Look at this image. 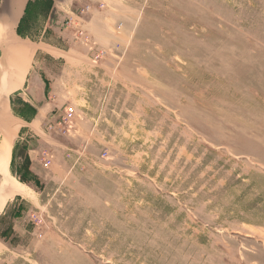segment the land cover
<instances>
[{
	"label": "rangeland",
	"instance_id": "1",
	"mask_svg": "<svg viewBox=\"0 0 264 264\" xmlns=\"http://www.w3.org/2000/svg\"><path fill=\"white\" fill-rule=\"evenodd\" d=\"M50 1L0 18V264H264V0Z\"/></svg>",
	"mask_w": 264,
	"mask_h": 264
},
{
	"label": "crops",
	"instance_id": "2",
	"mask_svg": "<svg viewBox=\"0 0 264 264\" xmlns=\"http://www.w3.org/2000/svg\"><path fill=\"white\" fill-rule=\"evenodd\" d=\"M26 1V0H25ZM60 0H55L52 2V5L53 4H56V2H59ZM22 2H24V0H20L19 2L17 1H14V0H10V3H14V4H18V6H22ZM54 7V6H53ZM14 11V9H13ZM13 11H11V9L8 10V13L5 17L3 18H16V21L13 25V28L12 30L14 31L15 35L16 36H20V38H22V13L19 14V13H16V15L13 13ZM15 16V17H14ZM3 19H1L2 21ZM22 40V39H21ZM3 58V55L1 54L0 56V92H6L7 90H11L12 87H14L15 85V80L12 79V77L16 76L17 77V73L15 72L16 68H19V67H16L14 66L13 68L15 70H13L11 72L10 70V66L7 68V67H3V65L1 64V59ZM13 85V86H12ZM21 96L22 95V83L19 87L15 88V89H12L10 91V94L7 96V100L6 102H4V105L6 104L7 106L9 105L10 106V100L13 96ZM9 102V103H8ZM0 110H1V106H0Z\"/></svg>",
	"mask_w": 264,
	"mask_h": 264
},
{
	"label": "bare ground",
	"instance_id": "3",
	"mask_svg": "<svg viewBox=\"0 0 264 264\" xmlns=\"http://www.w3.org/2000/svg\"><path fill=\"white\" fill-rule=\"evenodd\" d=\"M17 5H18V4H17ZM14 17H15V16H14ZM15 21H16V18H12V20L10 21V25L7 24L8 29H7L6 33L10 32L11 29L9 28V26H10V27H13V24H14ZM3 29H4V28H3ZM2 31H3V30H0V34H1ZM10 33H11V32H10ZM12 40H14V39H12ZM20 51H21V53H22V50H21V49H20ZM4 52H5V51H4ZM18 52H19V51H18ZM18 52H17V53H18ZM4 55H5V54H4ZM19 56H20V55H19ZM20 57H21V56H20ZM20 57H19V58H20ZM19 58H18V59H19ZM3 67H4V66H3ZM16 84H17V86L14 85V87H12L11 90L14 89V88H17V87H18V83H16ZM7 91H9V90H7ZM0 94H1V93H0ZM2 98H5V100H6V92H5V93L3 92V96H2ZM0 100H1V97H0ZM3 100H4V99H3ZM3 100H2V101H3ZM5 100H4V101H5ZM4 101H3V102H4ZM7 124H8V123H7ZM5 130H6V129H5ZM3 133H4V132H3ZM7 134H8V133H7ZM5 135H6V133H5ZM7 138H9V137L7 136ZM7 138H6V139H7ZM4 144H6V145H4ZM4 144H3V146L1 147L2 149H1V151H0V164H1L2 160H5V159L7 158V157L5 158V152H7V151H5V150H7V148H8V147H7V142H4ZM6 161H8V159H6ZM3 162H4V161H3ZM5 163H6V162H5ZM0 166H1V165H0ZM2 167H3V166H2ZM2 167H0V168H2ZM4 168H6V167H4ZM3 170H4V169H3ZM1 171H2V170H1Z\"/></svg>",
	"mask_w": 264,
	"mask_h": 264
},
{
	"label": "water",
	"instance_id": "4",
	"mask_svg": "<svg viewBox=\"0 0 264 264\" xmlns=\"http://www.w3.org/2000/svg\"><path fill=\"white\" fill-rule=\"evenodd\" d=\"M19 2L20 0H14ZM52 2L55 0H51ZM10 3V0H0V8L2 10V12L0 11V18L5 17L8 13V4ZM3 8H5V10L3 11Z\"/></svg>",
	"mask_w": 264,
	"mask_h": 264
},
{
	"label": "trees",
	"instance_id": "5",
	"mask_svg": "<svg viewBox=\"0 0 264 264\" xmlns=\"http://www.w3.org/2000/svg\"><path fill=\"white\" fill-rule=\"evenodd\" d=\"M50 1V0H49ZM50 4H52V1H50Z\"/></svg>",
	"mask_w": 264,
	"mask_h": 264
}]
</instances>
